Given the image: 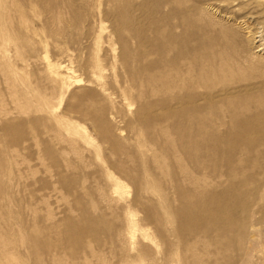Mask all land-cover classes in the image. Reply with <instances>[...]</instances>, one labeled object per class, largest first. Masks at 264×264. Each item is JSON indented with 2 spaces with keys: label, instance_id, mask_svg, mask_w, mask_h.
I'll return each instance as SVG.
<instances>
[{
  "label": "rangeland",
  "instance_id": "obj_1",
  "mask_svg": "<svg viewBox=\"0 0 264 264\" xmlns=\"http://www.w3.org/2000/svg\"><path fill=\"white\" fill-rule=\"evenodd\" d=\"M257 242L264 0H0V264H264Z\"/></svg>",
  "mask_w": 264,
  "mask_h": 264
},
{
  "label": "bare ground",
  "instance_id": "obj_2",
  "mask_svg": "<svg viewBox=\"0 0 264 264\" xmlns=\"http://www.w3.org/2000/svg\"><path fill=\"white\" fill-rule=\"evenodd\" d=\"M78 82H80V81H78ZM78 84H79V83H78ZM78 84H77V85H78ZM255 242H256V239H255ZM257 243H258V242H257ZM252 244H253V243H252ZM254 245H255V243L253 244V247H252V248L257 249L256 247H257L258 245H260V243L256 244V246H254ZM261 245H262V243H261ZM261 245H260V246H261ZM260 246H259V248H260ZM262 246H264V244H263ZM262 246H261V247H262ZM262 249H263V248H262Z\"/></svg>",
  "mask_w": 264,
  "mask_h": 264
}]
</instances>
